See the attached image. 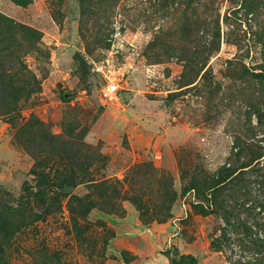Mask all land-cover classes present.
<instances>
[{
	"label": "rangeland",
	"instance_id": "1",
	"mask_svg": "<svg viewBox=\"0 0 264 264\" xmlns=\"http://www.w3.org/2000/svg\"><path fill=\"white\" fill-rule=\"evenodd\" d=\"M25 2L0 0L1 14L40 33L22 58L39 91L19 102V114L3 115L0 108V218L9 222L10 212H21L30 219L17 216L8 239L0 237V264H179L173 259L179 255L198 264H264V248L253 243L264 240V208L256 200L264 203V157L228 187L231 193H214L217 203L229 200V211L252 238L242 241L240 226L223 234L219 203L194 191L182 196L196 177L233 167L241 150L243 162L264 149L250 107L264 109V81L253 76L264 64V0H249L252 12L243 0ZM109 79L120 86L114 103L101 99ZM68 92L73 96L65 99ZM32 116L70 140L73 152L94 159L93 181L54 200L44 214L33 196L35 159L15 140L16 127ZM75 193L104 206L113 197V206L79 214ZM216 238L220 248L212 245Z\"/></svg>",
	"mask_w": 264,
	"mask_h": 264
},
{
	"label": "trees",
	"instance_id": "2",
	"mask_svg": "<svg viewBox=\"0 0 264 264\" xmlns=\"http://www.w3.org/2000/svg\"><path fill=\"white\" fill-rule=\"evenodd\" d=\"M81 1L83 4L88 3L89 5H92L96 0ZM105 1L108 3H117L119 0H97V2L101 3ZM16 4L22 6L27 5L25 0H16ZM243 6L245 9L248 7L249 12L254 10V5H252L249 0H243ZM233 12L232 16L237 13V10H233ZM228 14L225 16L224 23L227 27H230L231 23L229 20L231 17L229 18ZM190 23V21H186L185 29H189L191 27ZM217 27L215 28L214 38L212 40L216 51H218L221 43V30L217 29ZM39 36L40 33L31 27L18 24L0 13V108L3 115L19 114V102L24 98L28 99L33 93L39 91L40 89V81L32 72L30 73L26 70V66L24 65V61L22 59L25 55L34 51ZM21 42L27 43L26 49H21ZM213 50L211 49L208 51L212 54ZM79 60L83 68L86 69L88 67L86 61L81 57H79ZM206 65L207 62L204 63V68ZM203 69L197 71V74H200ZM245 72L248 73L246 67ZM253 76L261 81H264V64L260 66V72L253 73ZM250 107L253 108L258 118V126L262 128V131L264 132V109H258L253 103ZM12 124L16 125L15 122ZM16 128L17 133L15 135V140L17 144L23 146L26 152L35 159L34 168L30 173L36 177L37 191L33 196L38 204H40L43 208V214L49 212L54 200H58L59 197L62 198L70 195L71 193L69 192L77 189L82 183L93 181L92 176L89 175V169L93 165L94 159L92 156H89V158L83 157L80 153L73 152L72 146H74V144H70V140H64L62 136L53 135L49 130H47L45 124L35 116H32V118L25 125H21ZM66 132L68 137L73 134L71 128ZM244 153L245 150L240 151L238 154L240 159H238V162L235 163L233 167L228 168L226 166L221 168L214 178L196 177L184 186L182 192V196H186L194 191L198 196H200L199 194L205 196L208 203H211L212 201L214 204L219 203V209L221 210L222 218L226 224V228L224 227L225 229H222L223 234L225 235L227 230H230V228L236 229L240 226L239 229H244L242 241L252 238L250 229L245 224H240L239 215H237L236 219V215L232 211H229V208H231L229 207V200L221 199L217 203V197L214 193L217 192V194H219V192H224V190L231 193L233 190H227L228 187H233L234 185L237 186L236 180L246 172V169L251 167L257 160L264 157V149L259 147L255 154L250 151L249 155H247V157L245 156V160L241 162V158ZM51 158H53V160ZM55 159L57 160L55 163L56 166L52 165V161ZM24 185L25 191L30 193L32 187L28 183H25ZM89 188L94 190L95 193L105 196V193H99L100 191L98 190L100 187L95 190L94 186L89 185ZM208 194H211L212 198L214 195V199L212 200ZM261 194L264 196V183L262 185ZM71 199L80 204V211L72 208L74 212H79V214H83L86 210L89 211L92 208L107 210L109 207L113 206V197L106 201L105 206H108L107 208L95 201V198L91 195L80 196L75 193L71 196ZM175 200H177V198L171 200L170 206L168 207L169 210L172 208ZM256 200L257 203L264 208V203L258 199ZM134 202L141 210L142 205L139 204L138 201ZM241 205L244 206L245 204H242L241 202L238 207L242 208ZM43 214H39L37 218H40ZM9 215H12V217L7 218L9 222H2L0 218L1 242H5L8 239V228L15 226V222H12L13 219L16 220L17 216L20 217V219L24 218V221L30 219L26 216V213L24 215V213L22 214L21 212L19 215H14L13 212H10ZM143 215H145V213ZM37 220L38 219L34 221ZM253 243L255 247L264 248V240L262 238L256 239ZM212 245L216 248H220V239H213ZM173 259L174 262H178L179 264H198L197 259L192 255L174 256Z\"/></svg>",
	"mask_w": 264,
	"mask_h": 264
},
{
	"label": "built area",
	"instance_id": "3",
	"mask_svg": "<svg viewBox=\"0 0 264 264\" xmlns=\"http://www.w3.org/2000/svg\"><path fill=\"white\" fill-rule=\"evenodd\" d=\"M120 86L116 80L109 79L100 90L101 99L114 103L119 98Z\"/></svg>",
	"mask_w": 264,
	"mask_h": 264
},
{
	"label": "water",
	"instance_id": "4",
	"mask_svg": "<svg viewBox=\"0 0 264 264\" xmlns=\"http://www.w3.org/2000/svg\"><path fill=\"white\" fill-rule=\"evenodd\" d=\"M73 96V93L72 92H68V93H65L64 94V98L65 99H69V98H71Z\"/></svg>",
	"mask_w": 264,
	"mask_h": 264
}]
</instances>
